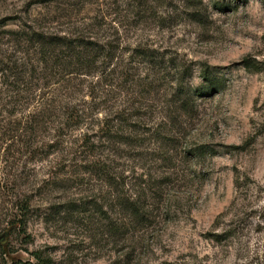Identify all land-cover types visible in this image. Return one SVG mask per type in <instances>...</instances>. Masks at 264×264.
<instances>
[{
	"label": "rangeland",
	"instance_id": "374dc122",
	"mask_svg": "<svg viewBox=\"0 0 264 264\" xmlns=\"http://www.w3.org/2000/svg\"><path fill=\"white\" fill-rule=\"evenodd\" d=\"M34 25L99 37L117 73L82 93L65 77L19 96L0 80V138L33 93L85 112L63 152L14 160L0 140V264H264V0H0V53L29 57ZM205 68L222 90L186 110L175 95ZM85 135L101 174L68 151ZM19 200L26 223L11 226Z\"/></svg>",
	"mask_w": 264,
	"mask_h": 264
},
{
	"label": "trees",
	"instance_id": "16d2710c",
	"mask_svg": "<svg viewBox=\"0 0 264 264\" xmlns=\"http://www.w3.org/2000/svg\"><path fill=\"white\" fill-rule=\"evenodd\" d=\"M29 28V31L25 33L24 43L20 50L22 54H28L29 57L24 58L20 56V53L6 55V51L0 53L1 85L2 87L11 85V91H14L18 96L19 91L33 89L39 85L41 79L48 76L56 77V83L60 82L61 77H65L66 79L62 80L65 81L63 82L66 86L73 88L76 93H82L84 86L82 78L98 77L101 76L99 75L101 73H107L108 76L117 73L115 72L117 69H110L117 61V49L108 48L99 37L88 33L77 34V32L50 33L41 28V25ZM139 55L150 60L153 59V56L145 49H142ZM108 68L109 70L106 72ZM121 73L127 74V71ZM201 76L205 81L204 85L195 88L193 93H189L185 89L175 95V102L180 103L186 110L192 109L193 99L197 100L199 97L209 96L222 90L223 82L213 70L205 68ZM25 85L27 89H24ZM31 97V100H34L32 109L20 118H17L15 109L7 113V125L3 127L0 138L8 143L6 154L8 158L11 157L14 160L24 155L34 157L49 154L55 148L62 152L65 151V143H68L65 139L67 132L84 121L85 112L82 109H77L75 105L70 106L69 102L64 104V109L57 110L52 100L42 102L44 99H40L41 96L37 98L34 93ZM92 99L95 100V97ZM16 101L18 100L16 99ZM10 102L12 101H6L4 106ZM99 132L103 137H111L113 126L106 124L100 128ZM87 137L85 135L82 139L83 144L73 146L68 151L73 156H77L73 158L74 160L77 158L81 162L86 160L87 168L101 174L102 170L97 160H89L96 153L97 145ZM203 148L205 146L195 150ZM15 202L17 204L18 201ZM28 204V200H19L18 207H16L17 213H13L14 221L9 223L11 226H15L17 222H22L25 225L26 222L22 221L23 219L18 220L17 217L19 214L25 216ZM132 210L133 215L138 218L141 212L137 206H134ZM37 258L42 260L39 255Z\"/></svg>",
	"mask_w": 264,
	"mask_h": 264
}]
</instances>
